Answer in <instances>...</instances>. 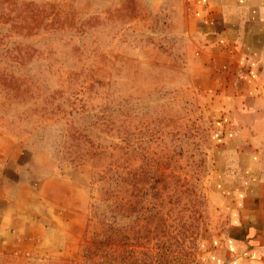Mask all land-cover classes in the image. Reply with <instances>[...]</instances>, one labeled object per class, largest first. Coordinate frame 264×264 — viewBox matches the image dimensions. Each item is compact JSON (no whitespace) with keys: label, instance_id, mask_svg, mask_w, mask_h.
<instances>
[{"label":"rangeland","instance_id":"obj_1","mask_svg":"<svg viewBox=\"0 0 264 264\" xmlns=\"http://www.w3.org/2000/svg\"><path fill=\"white\" fill-rule=\"evenodd\" d=\"M24 1L36 24L0 28V264H218L190 1Z\"/></svg>","mask_w":264,"mask_h":264},{"label":"crops","instance_id":"obj_2","mask_svg":"<svg viewBox=\"0 0 264 264\" xmlns=\"http://www.w3.org/2000/svg\"><path fill=\"white\" fill-rule=\"evenodd\" d=\"M189 1L199 69L221 98L215 184L228 224L213 259L264 264V0Z\"/></svg>","mask_w":264,"mask_h":264},{"label":"trees","instance_id":"obj_3","mask_svg":"<svg viewBox=\"0 0 264 264\" xmlns=\"http://www.w3.org/2000/svg\"><path fill=\"white\" fill-rule=\"evenodd\" d=\"M24 0H0V28L3 21L8 20V18L13 19L11 25H21L27 27V25H35L40 14L43 13V9H34ZM6 19V20H5ZM7 53V49H1Z\"/></svg>","mask_w":264,"mask_h":264}]
</instances>
